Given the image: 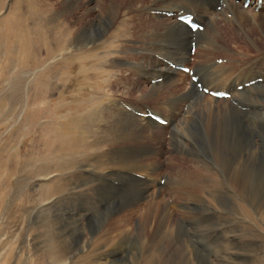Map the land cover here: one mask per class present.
<instances>
[{
  "label": "rangeland",
  "instance_id": "374dc122",
  "mask_svg": "<svg viewBox=\"0 0 264 264\" xmlns=\"http://www.w3.org/2000/svg\"><path fill=\"white\" fill-rule=\"evenodd\" d=\"M94 1L0 0V264H49L47 228L69 246L65 264H264V131L244 142L231 132L228 148L214 149L203 118L190 123V75L169 65V79L151 83L141 68L158 56L143 41L117 39L114 25L76 47L65 23L80 31L98 20ZM253 6L241 5L246 14L236 21L214 10L221 45L210 64H234L237 73L264 51V33L256 32L264 10ZM244 32L255 45L240 39ZM191 47L184 62H165L208 69L209 56ZM171 85L174 95L166 93ZM110 103L123 109L106 110ZM148 111L165 120L174 114L175 123L149 127L137 115ZM185 130L192 138L182 149ZM121 157H136L144 169L120 170ZM189 171L197 175L192 187L182 180ZM240 177L244 198L234 187Z\"/></svg>",
  "mask_w": 264,
  "mask_h": 264
},
{
  "label": "bare ground",
  "instance_id": "6f19581e",
  "mask_svg": "<svg viewBox=\"0 0 264 264\" xmlns=\"http://www.w3.org/2000/svg\"><path fill=\"white\" fill-rule=\"evenodd\" d=\"M237 1L240 2V6L241 5L244 6V4L246 3V0H234L233 2H230L229 0H152L151 2L150 0H98L97 8H99V11H102L101 12L102 16L98 17V20L96 19L91 22H86V25L83 26L80 29V31H78L79 28L78 30H76V28H74L72 25H67L65 23L66 26L65 28L63 27L64 28L63 30L68 37H72L73 44L79 48H85L89 44H93L94 42H96L101 37L103 33L102 30L111 25L116 26L115 36L117 39L122 38V40L124 41H129L134 43H136V41L137 42L143 41L145 45H148L145 50L150 53H155L158 56V58L156 57L154 58L155 63L152 62L151 65H149V67H144L145 69L141 68V71L144 74H146L147 77L149 78L151 77L150 80H158V79H163L162 81L168 80L169 76H171L174 73V71L172 68H170L169 64L165 63V60L167 59L166 57H170V58L172 57L173 59L177 58L184 62L183 57L185 56L186 49L188 48V46H190L193 43H195L196 45L198 44L199 47L201 48L198 49V51L200 50V52H202L206 56H209L206 57V59L208 63L207 65L210 66L208 69L204 66L203 69L201 67L195 68L194 73L197 76H199L200 78L199 82H202L204 87L206 88L212 87L213 88V89L211 88L212 91L219 90L230 93L231 99L229 101L226 99L213 100L214 97H212L211 99L210 98L208 99L209 101H211V104H206V102L204 103L203 101H199L200 99H204L203 95L205 94L201 93L199 88L196 86V84L191 82L192 84H190L189 86V92L185 95V99L187 100H191V99L194 100L195 98V101L191 105L192 106L191 120L190 119L189 120L192 125L195 123L194 120L195 117L203 118L204 129H205L203 134L205 137L210 139L211 147L214 149H218L219 151H225L228 148V146L231 144L230 142L231 132H234L235 135L239 136V138L244 142L246 140L252 141L254 135L259 136L264 131V51L260 52L259 50H256L257 59L251 61V57L249 59L247 58L248 61H250V63L237 73L233 72L232 68L234 64H227L228 62L226 63L227 64L226 66H216L214 64H210V60L213 59L212 58L214 54L213 50H215L217 47L215 45L217 44L221 45L220 38H218L219 34H212L213 33L212 28L214 25H217V22L213 20L211 17L218 16L217 13L214 12V10L216 8L218 9L219 7H221L222 8L221 16L224 14L231 13L233 16V20L236 21V19H238L239 16L243 19L244 14H246L245 13L246 10L241 9V7L237 5ZM250 1L251 4L254 2L253 9L255 11L259 9L262 12L264 10V0H250ZM260 1H261V5H260ZM94 2H95L94 0H91V3ZM41 3L44 4L46 2L45 0H41ZM182 11L187 14L192 13V15H195L196 22H198L200 25L201 23L202 24L204 23L208 28V32L206 33L205 30V33H202L200 31L193 33L188 27L180 23L178 19L172 20L171 17L165 18L162 15L158 14L161 12H163V14L165 12L167 14L169 13L179 14V12ZM123 12L125 13L128 12V13L123 15ZM177 14L176 16L178 18ZM230 23L231 20H227L224 26L226 27L225 29H227L228 31L233 30V27L231 26ZM256 29H257V31L255 30L256 32H259L261 34L264 33V29L262 28L261 24H259V26H257ZM245 31L251 32L252 30L245 29ZM248 35L249 33L244 32L240 36L241 37L240 39H244L245 41L248 39L252 44L255 45V43L258 41V38L251 39ZM170 43L172 44V46L177 45L178 48L176 52L169 51L165 48V46H170L169 45ZM246 56H248V54H246ZM170 63L172 64L173 62ZM177 66H180V64H178ZM119 73L120 72L118 71V74ZM258 78H263V82H257L256 84L250 87L245 86V84L253 80H256ZM108 81L109 80H106V84L107 87H109V89L111 90L114 87L112 85L113 81L112 83ZM174 83L175 82H172V84ZM240 85H244V89L242 91H238V87ZM173 86L171 85L170 88L167 90L166 93L168 95L176 94L177 90H174L175 88ZM122 109L120 107L117 108L116 104L111 105V103L106 107V110L109 111L110 110L121 111ZM114 117L117 118L116 116ZM123 118L125 119V117ZM166 121H168L170 125L171 124L174 125L175 123L174 114L169 115L168 120ZM145 122L146 125L149 127H158L157 124L151 119H147V121ZM174 129L177 134H182V130L178 128H174ZM184 132H183L184 133L183 136L187 137V139L189 140L186 143L180 141V143L178 144L180 148L187 149L190 147V142H191L190 139L192 137L190 135L191 133H189L188 130H185ZM155 136H151V138L153 139ZM251 149L253 150V148ZM143 164L144 162L137 160L136 157H131V158L121 157L119 160V165H120L119 169L125 171H132V169L133 171H140L144 169ZM196 176L197 175H195L194 172L189 171L187 176L185 178H182V180L186 182L183 184H187L188 187L194 186V182L197 178ZM234 184L236 185L234 187H236V189L239 191L241 197L243 198L246 197V190L248 186L247 181L243 177H240L234 182ZM190 192L191 190L188 189L185 194H188ZM46 224L48 223L46 222ZM44 231L45 233L43 232L44 235L42 236L46 241L47 247L44 251V254L42 255V258L45 259V261H47L49 264L67 263V259L65 256H67V253L71 252L68 251L70 249L69 246L65 245L62 242L57 241L56 235H52L51 231L48 230V228L47 230ZM117 235L119 236V234ZM58 259H60V262H58Z\"/></svg>",
  "mask_w": 264,
  "mask_h": 264
}]
</instances>
